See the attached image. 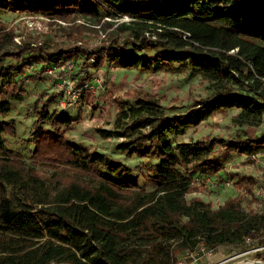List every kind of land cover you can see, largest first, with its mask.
<instances>
[{"label": "trees", "instance_id": "obj_1", "mask_svg": "<svg viewBox=\"0 0 264 264\" xmlns=\"http://www.w3.org/2000/svg\"><path fill=\"white\" fill-rule=\"evenodd\" d=\"M11 10L48 17L72 42L17 44L14 30L0 21V117L27 93L5 59L20 61L34 46L46 54L45 64L78 62V87L92 77V67L110 61L146 72L182 66L211 82L213 91L182 112L144 87L109 92L118 111L113 127L97 132L116 138L120 153L156 161L148 175L153 190L142 187L125 162L70 140L65 130L75 120L52 113L50 98L35 107L31 165L8 146L6 135L17 134L15 121L0 118V264H177L180 255L201 247L264 245V207H255L254 177L234 183L254 197L249 211L240 196L218 207L187 198L197 191L195 175L222 172L215 151L250 155L264 148V133L179 140L219 109L239 110L238 125L262 123L264 0H0L1 12ZM124 15L130 19H120ZM84 33L101 38L89 42L80 37ZM126 40L142 53L128 51ZM156 45L158 51L145 52Z\"/></svg>", "mask_w": 264, "mask_h": 264}, {"label": "rangeland", "instance_id": "obj_2", "mask_svg": "<svg viewBox=\"0 0 264 264\" xmlns=\"http://www.w3.org/2000/svg\"><path fill=\"white\" fill-rule=\"evenodd\" d=\"M146 3L153 0H135ZM166 3L167 0H156ZM103 14H110L109 10L100 8ZM111 17H115L111 15ZM111 19V18H109ZM50 19L39 14L23 13L15 10L1 12L0 21L8 29H13L14 41L17 44L31 41L33 45L43 43L46 47H57L61 44L72 42L59 28L58 24H51ZM115 20V19H113ZM89 42H97L101 36L84 33L80 36ZM126 37H124L125 39ZM127 50L142 53L132 47V42L126 40ZM160 49V45L145 49L146 53H153ZM46 54L37 46L24 53L20 61L5 59L15 67L14 79L23 84L27 93L23 99L12 102V110L6 117L7 121H15L17 134L6 135L8 146L15 149L23 156L26 164L31 165L30 156L33 150V122L36 118L35 107L45 99L50 98L49 109L52 113L64 112L75 120L71 128L65 130L66 136L75 143H83L92 149L104 152L114 159L128 164L137 176L139 183L147 190H153L154 185L148 178L156 161H151L138 156H129L114 149L116 138L102 139L97 132L98 127L112 128L115 115L118 111L109 99V92L123 94L129 88L144 87L162 98L165 105L175 106L178 111H185L195 98L206 96L213 91L212 84L199 74L189 69L178 66L175 70L168 71L158 68L154 72H146L139 68H128L116 62L106 61L99 67H92V77L84 86H76L79 72L78 62L74 60L59 59L46 60ZM95 60L92 59V62ZM5 78H0V86ZM85 91V92H84ZM239 113L236 109H219L200 124L198 127L189 128L186 134L179 138L182 141L199 140L203 137L219 136L232 139L237 135L259 136L264 133V118L260 125H238L234 118ZM43 128H48L49 123L44 122ZM219 156L223 170L218 175L208 177L205 174L195 175L197 191L187 195L188 199L199 196L209 201L214 207L222 205L228 198L240 196L242 207L249 211L255 209L248 201L255 197L257 186L264 188V148L253 149L250 155L231 153L228 151H215ZM251 157L252 163L248 158ZM41 173H49L46 167L35 166ZM245 175L256 179L254 197L239 189L234 183ZM227 177V178H226ZM230 180L229 186H223L225 180ZM222 182V183H221ZM257 204V203H256ZM256 208H261L258 205ZM180 259L183 258L180 255ZM194 258L184 256L187 264H255L261 261L264 264V245L249 241L243 246H221L214 248L211 255L203 250H197ZM194 260V263H191Z\"/></svg>", "mask_w": 264, "mask_h": 264}, {"label": "built area", "instance_id": "obj_3", "mask_svg": "<svg viewBox=\"0 0 264 264\" xmlns=\"http://www.w3.org/2000/svg\"><path fill=\"white\" fill-rule=\"evenodd\" d=\"M120 19H122V20H129L130 19V17L129 16H127V15H124V16H122V17H120ZM185 36H189V33H186V35ZM225 180V179H224ZM231 181L230 180H225L223 183H224V185L223 186H229L231 183H230ZM222 183V182H221ZM255 196H256V203H255V207L258 205L259 207H264V188H262V187H259V186H257L256 188H255ZM201 250H203V252L205 253V254H208V255H211V254H213L214 253V249H211V248H206V247H201ZM194 253L195 252H193V253H191L190 255L193 257V259H195L194 258ZM189 255V256H190ZM191 263H194V260L191 262ZM261 263V261H257L255 264H260ZM177 264H187L186 262H185V259H184V257L183 258H181V259H179V261L177 262ZM190 264V263H189Z\"/></svg>", "mask_w": 264, "mask_h": 264}]
</instances>
